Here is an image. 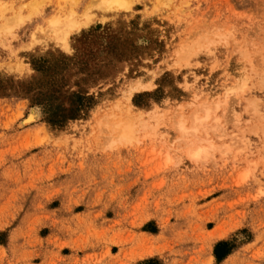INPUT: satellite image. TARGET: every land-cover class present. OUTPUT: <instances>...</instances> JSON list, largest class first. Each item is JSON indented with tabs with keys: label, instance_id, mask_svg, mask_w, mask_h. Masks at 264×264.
<instances>
[{
	"label": "rangeland",
	"instance_id": "374dc122",
	"mask_svg": "<svg viewBox=\"0 0 264 264\" xmlns=\"http://www.w3.org/2000/svg\"><path fill=\"white\" fill-rule=\"evenodd\" d=\"M101 1L0 0V264H264V0Z\"/></svg>",
	"mask_w": 264,
	"mask_h": 264
},
{
	"label": "bare ground",
	"instance_id": "6f19581e",
	"mask_svg": "<svg viewBox=\"0 0 264 264\" xmlns=\"http://www.w3.org/2000/svg\"><path fill=\"white\" fill-rule=\"evenodd\" d=\"M101 4L103 5L105 10H110L112 9L114 6L115 7H127L126 3L124 2V0H102ZM101 6V5H100ZM102 7V6H101ZM99 7V8H101ZM72 9V8H71ZM93 9V8H92ZM68 10V9H67ZM91 10V9H90ZM98 10V9H96ZM104 10V11H105ZM88 11V10H86ZM92 11V10H91ZM1 12V11H0ZM75 13V12H74ZM116 13V12H115ZM3 15V14H2ZM59 16V15H58ZM83 16V15H82ZM85 17V16H84ZM61 18V17H60ZM77 20V19H76ZM75 19H73L72 15H70L68 17L67 20H65V22L63 23V29L61 30L60 34L57 35V39L63 44V46L66 45V38L69 34V32L71 30H73L74 28H78L80 26L81 23L77 22ZM87 20V19H86ZM85 21V20H84ZM5 28V27H4ZM7 28V27H6ZM8 29H12V28H8ZM36 40V39H35ZM57 40V41H58ZM56 41V40H55ZM61 46V45H59ZM34 118V115L32 114L29 118L28 121L32 120ZM33 121V120H32ZM27 122V121H26ZM128 133V132H127ZM123 137L125 138L126 135H123ZM201 150V149H200ZM199 149L194 150L192 157L197 158L199 156L200 153ZM214 233V232H213Z\"/></svg>",
	"mask_w": 264,
	"mask_h": 264
}]
</instances>
